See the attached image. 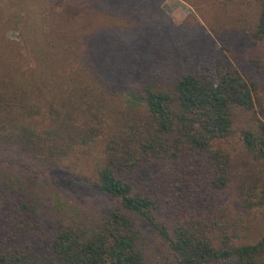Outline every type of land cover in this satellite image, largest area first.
Wrapping results in <instances>:
<instances>
[{
  "label": "trees",
  "instance_id": "obj_1",
  "mask_svg": "<svg viewBox=\"0 0 264 264\" xmlns=\"http://www.w3.org/2000/svg\"><path fill=\"white\" fill-rule=\"evenodd\" d=\"M62 1L0 0L23 30L0 54V264H149V232L161 264H264V0L239 49L148 30L136 0ZM236 151L259 179L233 199ZM89 160L112 203L88 226L31 186Z\"/></svg>",
  "mask_w": 264,
  "mask_h": 264
},
{
  "label": "rangeland",
  "instance_id": "obj_2",
  "mask_svg": "<svg viewBox=\"0 0 264 264\" xmlns=\"http://www.w3.org/2000/svg\"><path fill=\"white\" fill-rule=\"evenodd\" d=\"M62 2L65 4L64 0ZM4 5L8 11L11 10L6 3ZM136 8L137 15L140 16L148 30L152 29L150 26H162L164 22H167L177 27L176 38L188 37L189 35L184 30L189 29L192 32L197 30L203 35L211 32L213 37L219 40L213 31L215 28L220 37L227 39L226 44L233 42L235 45L236 43L238 49L239 44H243V38H248L245 31L246 19L256 13L251 11L252 6L245 0H136ZM5 19L6 23L0 24V54L3 56L9 46L14 50L17 49L18 46L14 42L22 40L23 35V30L19 25H17L18 30L13 29L14 21L8 20L9 15ZM34 19L33 16L26 19L28 24L26 35L28 33L31 38L43 35L40 33L41 25L34 22ZM248 34L250 35V30ZM236 155L233 166L235 186L231 192L233 199L241 191L246 175H249L252 180L259 179L258 167L248 160L246 166L245 159L240 152L236 151ZM73 169L77 173L71 180L66 177V174L72 171V167L67 170L68 172L54 173L51 177L40 178L31 188L35 187L47 193L52 205L58 210L74 214L78 219H85L89 226L101 216L100 213L105 212L106 208L111 205L112 198L90 185L89 182L94 179L95 175L92 160L77 167L74 166ZM24 176L26 175L22 174V178ZM30 183V180L26 181V185ZM261 216L259 219L263 221L264 214ZM149 235L147 243L149 264H161L166 257H171L167 254L166 243L154 233L149 232Z\"/></svg>",
  "mask_w": 264,
  "mask_h": 264
}]
</instances>
